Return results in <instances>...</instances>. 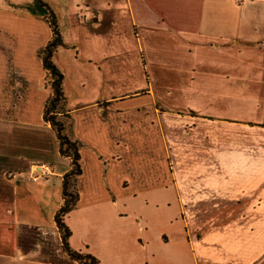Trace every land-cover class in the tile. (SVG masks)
Listing matches in <instances>:
<instances>
[{
	"label": "crops",
	"instance_id": "obj_1",
	"mask_svg": "<svg viewBox=\"0 0 264 264\" xmlns=\"http://www.w3.org/2000/svg\"><path fill=\"white\" fill-rule=\"evenodd\" d=\"M43 2L81 143L71 247L99 264H264V0ZM48 16L0 0V264H78L54 220L61 188L33 179L50 164L61 187L70 169L44 120ZM124 27L149 73L139 89L114 86L130 80L114 67Z\"/></svg>",
	"mask_w": 264,
	"mask_h": 264
},
{
	"label": "trees",
	"instance_id": "obj_2",
	"mask_svg": "<svg viewBox=\"0 0 264 264\" xmlns=\"http://www.w3.org/2000/svg\"><path fill=\"white\" fill-rule=\"evenodd\" d=\"M40 3L49 10L48 19L53 32V37L46 45L42 55L43 66L47 71V77L50 80L52 88V94L45 105L44 120L51 124L56 133L61 156L70 159V169L62 178L63 203L56 212L54 220L61 234L63 250L73 261L78 264H99V259L96 256L89 252L74 250L69 241L72 230L66 223V218L77 207L80 200L77 182L83 172L80 153L81 143L73 140L66 133V123L71 120L72 116L66 108L67 98L63 87L64 74L52 59L55 49L64 45L59 24L51 8L43 0H40Z\"/></svg>",
	"mask_w": 264,
	"mask_h": 264
},
{
	"label": "rangeland",
	"instance_id": "obj_3",
	"mask_svg": "<svg viewBox=\"0 0 264 264\" xmlns=\"http://www.w3.org/2000/svg\"><path fill=\"white\" fill-rule=\"evenodd\" d=\"M68 28H69V34L71 37H73L75 34L73 33V27L71 24L68 23ZM121 35H116L114 36V48H115V54H114V67L119 70L120 63L122 61L126 62V67L122 63L121 68H126V70L130 71V80L129 83L123 82L122 84L114 83V86L116 88L117 85H119L120 89H139L140 85L146 83L150 84L149 78H148V70L147 66L145 64V58L143 49L139 50V43H138V34L134 31L133 34L131 31H126L125 32V27L124 30L121 32ZM163 37L165 35H162ZM118 51V52H117ZM143 53V55H142ZM120 55V56H118ZM124 57V58H123ZM114 68V69H115ZM121 68L119 72L121 73ZM115 69V73L118 71ZM144 72V73H143ZM142 73V74H141ZM144 75H145V81H144ZM116 81V79H115ZM47 86L51 88V83L50 80L47 79L46 82ZM52 90V88H51ZM63 117V116H61ZM52 167L50 164L48 165ZM40 180L42 181H48V189L49 191L53 192V194H57L59 191L58 189L61 188V197H62V185L61 187L58 185L59 182L57 179L54 177L53 174L51 173L49 176H46L44 178H41ZM25 184L29 189V180H25Z\"/></svg>",
	"mask_w": 264,
	"mask_h": 264
},
{
	"label": "built area",
	"instance_id": "obj_4",
	"mask_svg": "<svg viewBox=\"0 0 264 264\" xmlns=\"http://www.w3.org/2000/svg\"><path fill=\"white\" fill-rule=\"evenodd\" d=\"M52 169L48 165H40L37 169L36 173L33 175L34 180H39L41 178H44L46 176H49L52 173Z\"/></svg>",
	"mask_w": 264,
	"mask_h": 264
}]
</instances>
